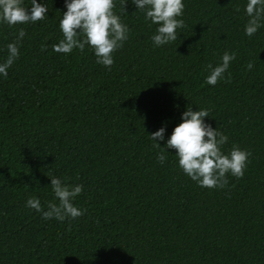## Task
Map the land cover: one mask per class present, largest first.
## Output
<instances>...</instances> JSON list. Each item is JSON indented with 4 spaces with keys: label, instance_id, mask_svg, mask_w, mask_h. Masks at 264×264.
I'll return each instance as SVG.
<instances>
[{
    "label": "trees",
    "instance_id": "16d2710c",
    "mask_svg": "<svg viewBox=\"0 0 264 264\" xmlns=\"http://www.w3.org/2000/svg\"><path fill=\"white\" fill-rule=\"evenodd\" d=\"M42 2V20L0 22V62L25 31L0 76V264H264V20L247 36V0H183L177 39L154 47L157 25L114 0L128 33L108 68L88 45L55 52L64 0ZM225 51L235 59L207 84ZM189 106L228 137L224 154L250 153L242 177L200 187L174 149L157 161L148 135L163 125L166 140ZM52 176L82 185L81 216L26 207L58 203Z\"/></svg>",
    "mask_w": 264,
    "mask_h": 264
},
{
    "label": "clouds",
    "instance_id": "9594fccd",
    "mask_svg": "<svg viewBox=\"0 0 264 264\" xmlns=\"http://www.w3.org/2000/svg\"><path fill=\"white\" fill-rule=\"evenodd\" d=\"M30 3V8H25L23 0H0V22L12 26L44 19L48 9L42 0L39 3L37 0H30ZM125 3L126 0L123 5ZM131 4L136 10L144 12L146 20L157 25L155 34L151 36L154 47L177 39L176 29L184 24L183 19H178L183 14V0H131ZM64 6L66 11L59 21L62 39L53 45V50L68 54L73 48L83 50L88 45L92 48L97 63L110 68L113 64L112 52L127 39L128 33L127 25L113 12L114 0H64ZM244 11L248 17L244 33L251 36L264 20V0H247ZM24 35V29L19 28L16 40L6 45L7 56L0 62V76H7L8 68L18 58V41ZM234 59V52L225 51L218 65H207L209 74L205 78L206 83L215 85L218 79L223 78L230 61ZM251 67L252 64L249 63L248 68ZM205 117H209L207 109L193 111L189 106L180 114V122L166 140V127L163 125L148 137L155 147L162 150L156 156L158 162H164L167 155L165 149H174L178 166L198 186L222 188L227 184L226 173L236 178L243 176L250 153L233 147L224 154L220 146L227 142L228 137L206 123ZM160 141H164V147L159 146ZM49 180L58 203L48 202L47 210H42L39 199L29 197L25 202L26 207L40 212L43 219L55 218L62 221L66 217L81 216L83 210L74 206L72 200L82 192V185H68L55 176Z\"/></svg>",
    "mask_w": 264,
    "mask_h": 264
}]
</instances>
